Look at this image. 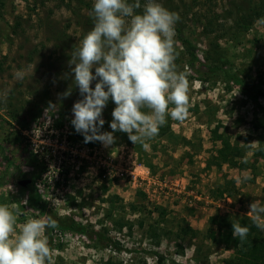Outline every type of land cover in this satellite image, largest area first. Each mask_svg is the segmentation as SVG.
<instances>
[{
  "label": "rangeland",
  "instance_id": "1",
  "mask_svg": "<svg viewBox=\"0 0 264 264\" xmlns=\"http://www.w3.org/2000/svg\"><path fill=\"white\" fill-rule=\"evenodd\" d=\"M258 1L158 0L180 16L175 25L178 53L175 64L178 71L186 73L190 103L186 119L168 118L167 123L174 135L188 140L190 145L165 138L155 140V152L146 147L152 157L150 175L156 185H161L159 189L143 186L148 190V198L139 189L131 188L125 175L116 176L114 172L102 178L106 172L97 170L100 156L82 160L77 173L74 169L77 161L63 163L65 174L72 176H66L68 182L64 184H55L53 193L50 187H53L58 161L44 164V155L22 134L25 128L36 129L45 117L58 114L57 126H65L73 134L72 145L76 143L78 133L71 124V109L81 97L64 73L68 71L67 61L72 50L93 27L94 0H84V3L0 0V205L18 210L17 230L28 219L45 218L28 204L24 205L26 195L20 193L18 182L31 180L48 211L60 218H71L108 239L102 245L74 233L55 230L50 234L55 264H227L234 257V251L212 245L203 239L202 233L211 216L250 217L249 204L254 200L264 202V157L253 163L251 159L258 146L264 149V130L255 132L251 124L255 118L264 117L232 83L223 80L220 72L209 78L195 76L177 33L180 30L195 48L200 64L207 66L216 62L217 67L237 76L247 86L256 85L264 81V16H256L247 31L240 26L241 16L250 13L249 9ZM140 3L138 13L143 11L146 0ZM199 63L194 66L201 69ZM201 71L206 69L203 67ZM68 87L72 88V94L59 100L58 94ZM261 90L264 93V85ZM259 101L264 107V96ZM49 102L58 105L56 111L47 108ZM114 107L113 102H108L102 113L104 121H112ZM216 126L220 127L218 133L227 136L232 145L245 150L247 170L227 165L219 170L206 168L207 161L220 146L212 139L211 132ZM241 130L246 135H241ZM31 136L36 139L35 133ZM246 136L249 139H244ZM254 141L260 144H243ZM95 146L101 150V158L110 157L120 172L126 160L128 166L135 157L139 164L146 162L144 158L140 161L125 144L104 146L96 141ZM245 175L250 179L237 182ZM230 181L235 182L234 200L216 201L217 188L229 187ZM165 184L171 193L169 196L159 193ZM176 184L189 192L188 203L172 196V193L178 194L172 189ZM138 192L145 198L136 202ZM155 206L168 211L166 223L158 224ZM179 224L200 234L180 237Z\"/></svg>",
  "mask_w": 264,
  "mask_h": 264
},
{
  "label": "clouds",
  "instance_id": "2",
  "mask_svg": "<svg viewBox=\"0 0 264 264\" xmlns=\"http://www.w3.org/2000/svg\"><path fill=\"white\" fill-rule=\"evenodd\" d=\"M141 7L140 0H94L93 27L67 61L64 77L72 80L81 97L72 106L71 124L84 143L98 141L107 146L114 143V132H123L134 145L147 147L146 142L158 135L168 118L183 121L188 115L189 82L175 64V25L180 16L158 0H146L138 13ZM71 94L68 87L58 99ZM109 100L115 104L111 132L101 131ZM57 106L49 102L47 108L56 111ZM240 133L246 135L244 130ZM243 144L258 146L260 142ZM248 179L245 175L237 182ZM248 207L253 225L264 232V202L254 200ZM16 211L0 205V264H55L45 233L57 228V221L51 216L32 218L17 230ZM231 227L233 239L244 243L250 229L239 222Z\"/></svg>",
  "mask_w": 264,
  "mask_h": 264
},
{
  "label": "trees",
  "instance_id": "3",
  "mask_svg": "<svg viewBox=\"0 0 264 264\" xmlns=\"http://www.w3.org/2000/svg\"><path fill=\"white\" fill-rule=\"evenodd\" d=\"M79 3H84V0H77ZM250 13L244 14L241 16V29L244 31L249 30L251 28L253 20L256 16H264V0H259L257 5H254L252 8L249 9ZM177 37L179 42L182 44L183 48L187 51L189 60L188 66L190 70L194 72L195 76L204 77H212L216 73L220 72L222 74L223 80L232 83L239 91L247 97L251 103L253 104L254 108L258 112L259 115L264 117V107L261 105L259 98L264 96L263 91L261 90L262 86L264 85V81H261L253 86H247L244 84V81L238 78L235 75H230L226 71L222 70L221 68L216 66V62L214 64H209L207 66L200 64L198 59L195 57V48L192 47L190 42L183 38L180 30H178ZM198 62L200 64L201 69L204 67L206 69L205 72L201 71L200 68L194 66V63ZM111 101V100H110ZM109 101V103H110ZM112 102V101H111ZM108 104V103H107ZM36 115H33L35 117ZM32 117V116H31ZM37 117V116H36ZM15 119L14 117H11ZM17 123V122H16ZM110 121L108 119L105 120L101 131H112L110 130ZM18 125L22 128L23 124ZM252 129L255 132L260 130H264V118H255L252 122ZM219 126H216L214 130L211 132L212 139L214 143H220V146L217 150H215V155H212L209 160L207 161L206 168L211 169L214 167L215 169H221L223 165H227L229 168H237L241 170H247L249 168L247 159H246V152L243 148H239L237 145H232L229 141V138L223 134H219ZM27 129V128H25ZM16 135L20 137V133L16 132ZM115 137L114 143L125 144L126 146L132 148L134 152L137 154L138 159L142 161V158L145 159L144 166L153 171V167L151 165L150 159L152 158L151 155L147 154L146 147L141 143H136L135 145L128 139L127 134L123 132H114ZM78 136V135H77ZM165 138L168 139H178L181 143L185 145H190V142L184 138L176 136L171 132L170 126L168 123L161 126L159 129V133L154 138L148 140L147 147L151 149L152 152L156 151V144L155 140H163ZM80 139L84 142V138L81 135ZM244 139H249L246 136ZM89 148H93L95 146V142L85 143ZM264 157V149L261 146H258L252 154V163L255 162L258 158ZM11 165V164H10ZM32 182V181H31ZM233 181L228 183L229 187H219L215 192L216 201H222L226 198L234 200V186ZM19 191L22 194L26 195V201L28 207L37 212L40 216L45 218L47 216H51L54 220L57 221L58 227L48 228L46 230V236L49 241V246L52 249L53 247V238L51 237V233L55 230L61 232H70L76 235H80L86 237L90 241L95 240L97 243H102V245H106L105 243L108 239L104 236V234L100 232H93L92 230L87 229V227L77 224L71 218H60L57 215H54L52 212L47 210L46 203L41 199L38 191L34 188L33 183L28 185L26 188L19 187ZM145 196L143 193L138 192L136 197V202L139 199H144ZM136 204V203H135ZM135 208V205H133ZM154 211L157 213L159 217L158 224L166 223V217L168 215V211L166 209H160L159 207H154ZM239 222L242 226H247L250 231L248 237L244 243H240L239 239H233L232 237V223ZM184 223V221H183ZM179 236L184 237L188 234L196 235L200 234V232H196L189 227H183L179 224ZM153 234V233H152ZM156 237L155 234H153ZM202 237L204 240L211 242L214 246H220L226 249H231L234 251V257L228 261L227 264H264V232L257 229L252 221L251 218L248 216H238V215H220L216 214L211 216L208 219V227L206 228L205 232L202 233Z\"/></svg>",
  "mask_w": 264,
  "mask_h": 264
},
{
  "label": "built area",
  "instance_id": "4",
  "mask_svg": "<svg viewBox=\"0 0 264 264\" xmlns=\"http://www.w3.org/2000/svg\"><path fill=\"white\" fill-rule=\"evenodd\" d=\"M59 115L55 116H47L43 120L42 124L36 128V129H26L22 132L25 139L29 141V143L35 148L38 149V152L43 154L45 157L44 164H49L50 162H53L54 160L58 161V169L57 172L54 174V182L52 183L53 187H50V190L54 193L56 190H54L55 184L58 183H66V176L69 178L72 176V174H65L63 163L74 162L77 161L75 166V173L79 171V166L82 164L81 161H90L94 159L96 156L98 157V163L100 166L97 168V170L102 169L106 173L102 176L105 177L108 174L116 173V176H118V173H120V176L125 175V179H127L128 184H130V187L139 189V191H142L144 194H147V197L149 198L150 195L148 193V190H144L142 187H157L158 189L161 187L160 184H155V179L150 175L149 170L142 164L137 163V158L135 157L133 162H131V166H128V160L124 162V168L123 171L120 172L118 169V166L114 164V161L110 157H103V154L101 150L97 149L96 146L93 148H89L85 143L80 139L81 134H77L75 136L76 143L72 145V136L73 135L65 126H57L58 124ZM35 133L36 139H34L31 134ZM38 140V141H36ZM97 163V164H98ZM128 170H126V169ZM139 171V173H137ZM78 176V174H74ZM166 184L164 186V190L167 188ZM173 187V186H171ZM175 192H178V194H173L172 196H178V199L181 202H185V200L188 201L189 192L186 190L185 187H181L180 184H176L174 188H172ZM164 190L159 192L160 194L168 195L171 194L170 191L165 193ZM164 192V193H163ZM186 198V199H185ZM159 199V198H157ZM225 200V199H224ZM226 200L229 201L228 198ZM24 205L25 204L24 202Z\"/></svg>",
  "mask_w": 264,
  "mask_h": 264
},
{
  "label": "water",
  "instance_id": "5",
  "mask_svg": "<svg viewBox=\"0 0 264 264\" xmlns=\"http://www.w3.org/2000/svg\"><path fill=\"white\" fill-rule=\"evenodd\" d=\"M30 184H31V180H22L18 182V185L22 188H26Z\"/></svg>",
  "mask_w": 264,
  "mask_h": 264
}]
</instances>
